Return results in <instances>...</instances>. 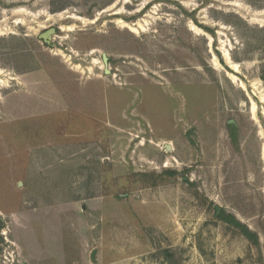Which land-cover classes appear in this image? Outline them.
I'll return each instance as SVG.
<instances>
[{"label":"rangeland","instance_id":"1","mask_svg":"<svg viewBox=\"0 0 264 264\" xmlns=\"http://www.w3.org/2000/svg\"><path fill=\"white\" fill-rule=\"evenodd\" d=\"M263 146L264 0H0V264H264Z\"/></svg>","mask_w":264,"mask_h":264},{"label":"bare ground","instance_id":"2","mask_svg":"<svg viewBox=\"0 0 264 264\" xmlns=\"http://www.w3.org/2000/svg\"><path fill=\"white\" fill-rule=\"evenodd\" d=\"M125 26H128L129 28L132 27L133 30L137 31V28L134 25H131V24L126 23ZM192 27H193V29H196L197 31H201V29H199V28H197V27H195L193 25H192ZM224 52H225V56H226V59H227V62H228L227 64H229L235 71H240V65L232 60V58H231L228 50L225 49ZM215 62L218 63V59L216 57H215ZM228 75H229L230 79L234 83H236L238 86H240L243 90H246L247 89L246 83L244 81H242L236 74H234V73H228ZM252 115H253V118L255 120H257V105H256L255 102H253ZM262 155H263V158H264V146H263Z\"/></svg>","mask_w":264,"mask_h":264},{"label":"trees","instance_id":"3","mask_svg":"<svg viewBox=\"0 0 264 264\" xmlns=\"http://www.w3.org/2000/svg\"><path fill=\"white\" fill-rule=\"evenodd\" d=\"M219 217L231 224L232 226L241 230L249 239H251L254 243H258L257 234L251 232L246 225H244L241 221H239L234 215H228L225 212L221 213Z\"/></svg>","mask_w":264,"mask_h":264},{"label":"water","instance_id":"4","mask_svg":"<svg viewBox=\"0 0 264 264\" xmlns=\"http://www.w3.org/2000/svg\"><path fill=\"white\" fill-rule=\"evenodd\" d=\"M56 33V29L55 28H50L44 32H42L39 37L46 43L51 44L52 41V36L53 34ZM104 61L106 63H108V57L106 55H104ZM168 149H170V147H168ZM221 212V208L217 207V214L219 215ZM97 250H94L92 253V260L95 261V256H96Z\"/></svg>","mask_w":264,"mask_h":264}]
</instances>
